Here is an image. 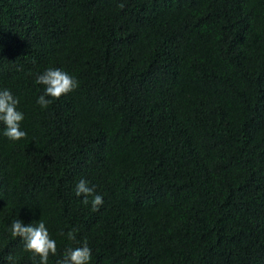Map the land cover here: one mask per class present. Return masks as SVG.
<instances>
[{
    "label": "trees",
    "instance_id": "16d2710c",
    "mask_svg": "<svg viewBox=\"0 0 264 264\" xmlns=\"http://www.w3.org/2000/svg\"><path fill=\"white\" fill-rule=\"evenodd\" d=\"M48 68L79 87L44 109ZM3 89L27 136L0 126V264H39L17 219L48 264H264V0H0Z\"/></svg>",
    "mask_w": 264,
    "mask_h": 264
},
{
    "label": "clouds",
    "instance_id": "9594fccd",
    "mask_svg": "<svg viewBox=\"0 0 264 264\" xmlns=\"http://www.w3.org/2000/svg\"><path fill=\"white\" fill-rule=\"evenodd\" d=\"M36 83L44 86V92L37 100L44 109L52 103V100H59L79 87V81L75 77L59 68L46 69L37 76ZM18 104V98L10 90H0V126H3V135L12 141H19L27 136V133L21 130L24 114L17 110ZM75 195L83 197L85 205L91 202L93 211H99L104 202L103 196L97 194L95 188L85 179H80L76 184ZM10 229L12 237H19L24 241L25 251L33 253L34 258L39 257V264H48L49 256L57 255L56 241L51 238L44 221L40 220L37 224H25L17 219L11 223ZM77 231V229L68 231L67 239L77 242ZM60 235L64 236L65 233L61 232ZM91 257L92 250L87 241H84L77 247H68L57 264H90ZM8 260L11 261L12 257L9 256Z\"/></svg>",
    "mask_w": 264,
    "mask_h": 264
}]
</instances>
